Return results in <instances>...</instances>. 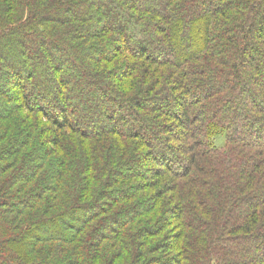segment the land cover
<instances>
[{
  "label": "trees",
  "instance_id": "1",
  "mask_svg": "<svg viewBox=\"0 0 264 264\" xmlns=\"http://www.w3.org/2000/svg\"><path fill=\"white\" fill-rule=\"evenodd\" d=\"M0 59V264H264V0H0Z\"/></svg>",
  "mask_w": 264,
  "mask_h": 264
},
{
  "label": "rangeland",
  "instance_id": "2",
  "mask_svg": "<svg viewBox=\"0 0 264 264\" xmlns=\"http://www.w3.org/2000/svg\"><path fill=\"white\" fill-rule=\"evenodd\" d=\"M158 1H161V0H158ZM72 53H70V54H68L67 53V55H63V57H64V59L65 60H67V58H72ZM62 60V59H61ZM2 61H1V59H0V63H1ZM8 68V66H6V64L4 63L3 64V68ZM70 79L69 80H71V81H75L76 80V78L75 77H72V76H68ZM1 77V75H0V86L1 87H5L6 85H5V82H4V79ZM91 110H92V112L91 113H93V114H97L98 113V111H97V106L96 105H94V106H92V108H91ZM92 114V115H93ZM225 143V138H224V136H218V137H216V139H215V144L216 145H218V146H221V145H223ZM0 211H5V210H0ZM62 232H64V230L62 229ZM252 250H253V248H252ZM251 251V250H250Z\"/></svg>",
  "mask_w": 264,
  "mask_h": 264
}]
</instances>
